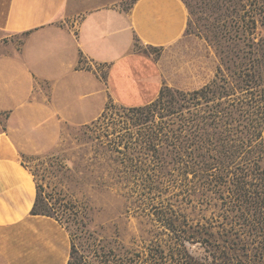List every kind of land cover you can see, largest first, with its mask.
I'll list each match as a JSON object with an SVG mask.
<instances>
[{"label":"rangeland","instance_id":"rangeland-1","mask_svg":"<svg viewBox=\"0 0 264 264\" xmlns=\"http://www.w3.org/2000/svg\"><path fill=\"white\" fill-rule=\"evenodd\" d=\"M183 2L188 26L166 62L171 85L163 94L177 99L219 83L220 68L230 93L259 100L264 112V0ZM135 51L160 55L140 46ZM96 70L106 73L103 66ZM138 118L108 100L96 120L62 125L51 139L35 138L36 151L22 158L44 206L69 235L70 264H264V231L234 225L238 215L226 210V191L204 183L196 192V182L186 187L164 151L163 163L155 166L151 153L123 148L146 128L148 123L137 126ZM261 136L264 143V125ZM259 167L264 172V157ZM188 230L202 239L187 243Z\"/></svg>","mask_w":264,"mask_h":264},{"label":"crops","instance_id":"crops-1","mask_svg":"<svg viewBox=\"0 0 264 264\" xmlns=\"http://www.w3.org/2000/svg\"><path fill=\"white\" fill-rule=\"evenodd\" d=\"M188 21L181 0H0V264L70 262L65 228L30 213L36 183L22 158L35 138L96 120L108 100L154 102L171 85L166 62Z\"/></svg>","mask_w":264,"mask_h":264},{"label":"trees","instance_id":"trees-1","mask_svg":"<svg viewBox=\"0 0 264 264\" xmlns=\"http://www.w3.org/2000/svg\"><path fill=\"white\" fill-rule=\"evenodd\" d=\"M220 61L229 73L228 61L221 56ZM217 73L221 76L219 83L213 80L177 99L160 90L151 104L127 108L140 115L137 126L148 124L138 131V138L130 143L132 147L124 144L123 148L139 154L151 153L155 166L163 163L161 152H166L178 164L177 174L187 183L186 187L196 182V192L204 183L206 188L226 191L225 197L221 194L226 210L238 215L234 225L264 231V172L259 167L264 157L263 106L254 98H235L220 68ZM236 90L247 93L241 87ZM44 199L36 187L31 215L58 221L44 206ZM201 237L199 233L185 231L187 243H195Z\"/></svg>","mask_w":264,"mask_h":264}]
</instances>
